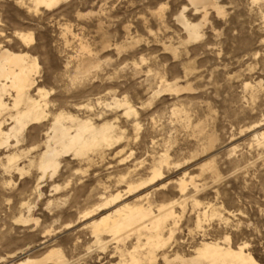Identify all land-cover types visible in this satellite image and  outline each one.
I'll return each instance as SVG.
<instances>
[{
    "label": "rangeland",
    "instance_id": "rangeland-1",
    "mask_svg": "<svg viewBox=\"0 0 264 264\" xmlns=\"http://www.w3.org/2000/svg\"><path fill=\"white\" fill-rule=\"evenodd\" d=\"M214 1L225 16L209 10L202 38L191 43L175 21L183 7L190 22L201 21L186 0H66L37 14L14 0L0 2V45L37 59L35 86L48 93L50 110L62 107L95 124L110 121L123 138L104 151L102 160L95 158L96 166L69 156L53 177L42 180L28 167L38 152L27 153L43 140L40 129L28 128L18 145L10 140L9 149L0 148V159L8 153L28 154L19 161V167L26 166L23 177L0 172V264L42 259L52 248L62 251L65 264L117 263L118 250L131 249L135 240L105 238L106 245L99 248L81 219L97 203L88 195L90 185L97 174L110 192L123 191L125 184H117L121 176L132 182L145 179L150 165L165 152L169 164L156 187H167L152 190L151 200L167 204L182 197L184 202L174 206V237L163 252L171 258L175 253L188 257L202 240L233 249L249 242L245 252L264 264L258 231L264 226V144L248 128L254 123L261 127L258 133L264 131V0ZM15 32L31 33L34 42L25 49L13 38ZM85 64L88 73L75 76ZM162 79L188 90L156 94ZM125 99L136 115L125 116L123 108L112 104ZM175 109L183 113L173 115ZM209 134L212 144L206 141ZM205 164L213 171L202 172ZM184 175L188 187L180 196L176 182ZM191 176L197 188L190 185ZM211 208L224 220L212 217ZM21 215L30 222H17Z\"/></svg>",
    "mask_w": 264,
    "mask_h": 264
},
{
    "label": "bare ground",
    "instance_id": "bare-ground-1",
    "mask_svg": "<svg viewBox=\"0 0 264 264\" xmlns=\"http://www.w3.org/2000/svg\"><path fill=\"white\" fill-rule=\"evenodd\" d=\"M1 1L3 2V0ZM14 1L17 6L26 9L28 13L37 14L41 10L52 11L66 0ZM251 1L257 4L261 0ZM186 2L193 9L194 13L201 17L200 22L193 24L187 19L185 14L187 8L184 7L175 16V21L181 26L187 36V43L202 38L201 29L203 24L208 20L209 10H212L218 17L225 16L224 8L214 0H186ZM28 34L31 33L15 32L13 33V38L26 49L30 44L25 43L24 40L20 39V36ZM31 39L33 43L32 34ZM86 65L79 67L75 76L78 77L88 73L89 68L85 67ZM38 70L37 59L32 58L26 51L14 52L6 46H0V148L9 149L10 144L8 143H10V140H15V146L18 145L22 134L28 128L32 129L35 127L41 130L43 140L40 145L35 148L32 146L29 152H27L28 154L38 152L33 159L28 160V167L35 168L40 174L39 180L44 179L48 174H50V177H53L60 166V161L69 156H74L75 159L81 160L88 167L92 168L96 166V157L102 160L105 150L118 145L120 139L123 140L117 134L114 123L104 121L100 124H95L90 118L86 116L83 119L79 118L75 114L64 111L65 109L63 110L62 107L54 108L51 106L50 110V103L47 102L48 93L35 86L36 82L33 77ZM249 88L248 83H245L244 90ZM184 90L188 89L181 88L179 83H168L162 79L159 82V91L156 94L163 92L173 95V93L178 94ZM254 96L256 98V95ZM112 104L116 108H123L126 112L124 113L125 116L136 115L135 110L127 103L126 99L122 101L113 100ZM172 111L173 115L183 113L179 109ZM5 114H7V119L4 117ZM8 121L10 122L9 124H7ZM199 125L202 124H196V131L200 127ZM5 126L9 128L4 130ZM133 126L138 129L140 125L135 124ZM205 127L203 126L204 129ZM248 128L250 132L254 131L256 133L253 136L255 140L257 139L260 144H264V131L262 130L263 132L258 133L261 127L253 123ZM209 135L206 141L212 144L214 137L211 134ZM27 153H24V155L17 153L3 155V158L0 159V172L5 177L6 175L8 177L12 175L23 177L27 173L26 166L21 167V164L19 167V161L23 158L27 160ZM168 160L169 156L167 152L160 155L150 165L147 177L137 182L127 180L128 176H121L117 184L124 183L126 187L123 191H115L114 193L109 191L108 182L101 181L99 175L96 174V177H94L96 180L92 186L90 185L88 195L89 197L95 196L96 198L94 199H97V203L90 208L88 207L89 209L83 212L81 219L83 222H86L84 227L89 230L91 238L97 244H100L99 248H104L106 245V243H103L105 238H110V241L117 242L124 241L130 237L132 240L134 239L135 244L131 246V249L118 250L119 261L115 264H158V260L162 264H246L249 258L253 259L245 250L243 252L240 251L241 246L233 249L231 245H222L218 241L202 240L188 257L175 253L171 258L163 252V249L174 237L176 226V222L174 221V218H176L173 211L174 206L176 204L181 206L184 202L180 200L182 197L174 199L167 204H155L151 200L152 190L153 192H159L165 190L167 187V184H161L159 187H156V184L163 182V178H165L164 168L168 167ZM207 168L212 169L210 165L205 164L201 166V171L203 172ZM131 172L128 168L127 175ZM184 177L186 175L181 177V179L179 178V181L176 182L177 191L175 192L180 196L185 195L184 193L188 187V183ZM188 178L190 185L197 188L194 183L195 178L192 176ZM58 188L57 186L54 187V191L56 192ZM38 189L37 185L36 190L38 191ZM193 204L194 206H198L196 201H193ZM22 206L26 205L23 204ZM28 210H30L29 207ZM202 216L203 218L206 217L207 212H203ZM211 216L224 220L223 215L221 216L217 209L211 208ZM170 220H173L172 224H169ZM17 222L26 224L30 222V219L23 218L21 215ZM197 222L200 227V218H198ZM228 241L229 238H225V242ZM142 247H145V252L140 251ZM64 259V255L59 248H52L46 252L42 259H25L19 264H65L66 261Z\"/></svg>",
    "mask_w": 264,
    "mask_h": 264
},
{
    "label": "snow or ice",
    "instance_id": "snow-or-ice-1",
    "mask_svg": "<svg viewBox=\"0 0 264 264\" xmlns=\"http://www.w3.org/2000/svg\"><path fill=\"white\" fill-rule=\"evenodd\" d=\"M49 6H51V5H49ZM3 35H4L3 33H0V36H3ZM20 39L24 40L25 43H29V44L32 43L31 34L21 35ZM0 46H2V45H0ZM237 215L242 216L243 213H239ZM261 216L264 217V209H262V211H261ZM261 224L264 225V219L261 220ZM248 228H249L250 232L253 231V225L252 224H248ZM258 231L260 233L259 238H260L262 244H264V226L259 227ZM249 247H250V243L244 242L241 245L240 251L243 252L244 250L248 249ZM246 264H256V261L254 259L249 258L248 261L246 262Z\"/></svg>",
    "mask_w": 264,
    "mask_h": 264
}]
</instances>
